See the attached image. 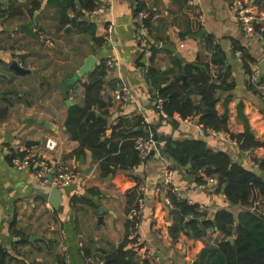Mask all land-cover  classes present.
<instances>
[{
  "label": "crops",
  "instance_id": "obj_1",
  "mask_svg": "<svg viewBox=\"0 0 264 264\" xmlns=\"http://www.w3.org/2000/svg\"><path fill=\"white\" fill-rule=\"evenodd\" d=\"M37 1L40 6L34 10L24 0H3L4 15L0 19V112L7 111L0 122V248L8 252L6 264H58V258L64 264L93 263L83 259L84 244L92 253L97 249L112 252L124 239L125 195L117 189L111 174L106 178L99 176L90 151L86 150L85 156L76 160L73 153L79 144L70 139L65 127L69 108L83 105V80L87 81L88 75L77 82V90L69 88L67 97L60 86L91 55L97 61L94 69L104 67L107 59L116 64L112 71L105 72L101 93L104 101H111L106 117L108 125L112 126L119 118H140L148 126L146 132H152L162 143L159 155L151 154L132 172L140 179L142 193L137 235L143 251L151 253L148 259L153 263V257H159L157 264H199L198 255L204 243L217 245L223 234L209 230L200 240L180 234L172 243L168 230L173 217L169 212L171 206L166 203L169 186L164 184V173L166 169L172 171V185L191 205L202 207L201 213L209 219L217 211L228 208V202L222 192H216V179L198 190L197 179L205 183L210 179L205 170L198 174L187 172L162 148L169 140H202L207 148L228 153L233 162L246 168L251 167L253 158L264 157L263 149H256L250 155L229 141L230 135L244 132L238 119L239 109L255 139L264 140V74L257 84L251 85L250 77L235 56L237 50H233L243 47L251 59V69H256L264 60V42L245 36L230 13L231 0H197L200 31L204 34L185 39H180L179 34L186 31L190 6L175 0H145V10L152 13V26L157 32H149L147 27L144 32L136 24L137 5L133 0H109L111 8L96 18H81L67 11L65 16L75 17L77 21L76 28L68 33L64 30L71 23L65 17L61 25L62 7L50 4L49 0ZM247 1L253 12L259 16L264 13V1L257 4L255 0ZM12 8H18L19 13L10 15ZM81 21L94 25V36L79 31ZM260 23L264 26V15ZM23 26L31 32H23ZM93 37L103 38L105 43L100 46ZM204 37L213 38L214 45L225 55L222 71L226 72L227 88L218 92L216 110L222 115L227 103L228 133L210 135L200 129L195 119L181 120L176 115L173 120L164 119L153 108L157 90L148 83L149 67L157 71V79L165 81L161 85L165 87L176 75L179 79L180 75L186 76L187 65L209 64L213 50L204 48ZM152 50L156 52L151 62ZM12 63L26 73L13 70ZM215 67L210 64L211 75ZM123 88L131 92L127 101L116 95ZM188 99L197 102L200 96L192 95ZM110 135L111 130H107L106 137ZM7 150L35 154L49 163L71 164L79 169L81 178L61 190L63 201L58 210L48 209L49 189L39 187L28 172L15 170L7 160ZM73 197L84 198L89 204L82 201L72 205ZM241 209L229 210L236 216ZM139 255L142 257V252Z\"/></svg>",
  "mask_w": 264,
  "mask_h": 264
},
{
  "label": "trees",
  "instance_id": "obj_2",
  "mask_svg": "<svg viewBox=\"0 0 264 264\" xmlns=\"http://www.w3.org/2000/svg\"><path fill=\"white\" fill-rule=\"evenodd\" d=\"M24 1L26 6H30L34 10L40 6L37 0ZM97 1L49 0V3L62 7L61 25L63 26L67 11L71 10L77 17L82 18L84 17L83 12L92 11ZM133 1L137 5L136 15L146 9L145 0ZM175 1L180 4H188V0ZM260 1L264 0H255V3H260ZM17 13H19L18 8H12L10 11V15ZM3 15L1 12V18ZM186 16L188 17L186 31L179 34L180 39L196 35L202 28L199 14L195 8L188 9ZM145 26L149 32L158 31L152 26L151 12L149 19L145 21ZM261 27H264L261 23L256 25L258 30ZM78 28L81 33L85 32L94 36L93 24L81 21ZM93 39L98 41L100 46L105 43L103 38L93 37ZM157 39L161 41L159 37ZM203 42L205 49L213 50V57L209 64H201L203 67L200 69L190 65L185 67L187 86L176 75L168 86L162 87L161 85L165 81L157 79L158 73L152 67H149L147 76L157 90L156 97L165 100L163 110L168 120H173L175 115L181 120L195 119L200 116L198 124L203 129L228 133L227 103H225V111L222 115H219L216 110V104L219 101L218 92L227 88L225 85L226 72L222 71L225 55L214 45L213 38L204 37ZM233 50L242 53L243 69L250 76L252 73L250 57L247 56L243 47H235ZM152 51L151 62L156 50ZM210 64L219 68V83H215L212 79ZM104 81L103 65L96 67L88 74L87 81L83 84V105L69 108L65 127L70 139L79 144L78 150L73 153L76 160L83 158L86 150L90 151L93 161L98 165L99 176L106 178L111 174L113 183L125 195V236L112 252L97 249L92 253V249L85 247L86 244H84V247L81 248L83 259L85 262L91 261L99 264H154L149 259L140 257L132 248L136 239L135 237L131 238L135 222L132 216L138 211L142 199V193L139 190L140 179L132 173L142 163L135 150V141L148 134L146 132L148 126L140 118H119L112 126L108 125L107 120L102 119L83 123L89 111L96 110L102 116H109L108 109L111 101H104L101 95ZM188 88H192L198 93L199 101L185 100V92ZM6 114V110L0 112V122L5 119ZM238 119L244 126V132L230 135L231 139L237 141L238 148L250 155H253L252 151L256 149L264 151V140L255 139L248 121L240 109ZM107 130H111V135L108 138L106 137ZM155 139L159 141L156 136ZM164 143L162 149L179 167L191 174H198L205 170L207 177L216 179V192H222L225 195L229 206L217 211L214 217L209 219L204 214L197 212V206L189 205L186 199H178L168 192L171 202L169 212L173 217V223L168 232L172 243L177 241L180 234L200 240L206 231L216 229L223 234V238L217 245L204 243V247L198 255L199 264H264V157L253 158L258 164L259 174L255 173L251 167L246 168L233 162L228 153L207 148L206 143L202 140H169ZM23 154L13 152L7 160L10 162L12 157ZM187 165L190 167L188 168ZM196 183L199 185L205 182L199 178ZM82 201L89 204L86 199L76 197L71 199V204H78ZM233 207L242 208L236 216L229 210ZM127 247L130 248L127 249ZM7 257L8 252L0 248V264H6ZM58 264H64L63 259L58 258Z\"/></svg>",
  "mask_w": 264,
  "mask_h": 264
},
{
  "label": "built area",
  "instance_id": "obj_3",
  "mask_svg": "<svg viewBox=\"0 0 264 264\" xmlns=\"http://www.w3.org/2000/svg\"><path fill=\"white\" fill-rule=\"evenodd\" d=\"M2 1L0 0V19H1V12L3 11ZM188 5L190 8H195L197 10V0H188ZM111 8V4L109 0H98L95 3V8L89 12H83L84 16L89 18H96L100 15H103L106 11ZM230 13L233 17L239 22L242 32L247 36L249 39L258 42H264V28L261 27L259 30L256 28V25L260 23V18L262 15L253 12L249 7V3L247 0H231V5H229ZM149 19V12L143 10L139 15L136 17V24L142 29L144 32L146 31L145 21ZM109 30V28H108ZM235 56L237 57L239 63L243 67V60H242V53L240 51L235 52ZM105 72L108 73L112 71L116 64L113 60L107 59L104 61ZM218 68V67H217ZM215 67L212 74V79L215 83H219V70ZM251 83L257 84L259 82L260 74L259 69H252V73L249 76ZM86 82V79L83 80ZM117 98L121 101H127L131 96V92L127 88L121 89V91L116 92ZM165 100L156 97L153 101V108L159 115V117L166 119L167 115L163 110V104ZM116 122L113 124L115 125ZM200 129H203L201 126ZM203 131L208 132L210 135H217L215 131L210 129H203ZM230 143L233 145H237V141L234 139H229ZM161 142H158L155 139V135L151 132L148 133L145 137L138 138L135 141V150L138 154L139 159L141 162H145L150 156L151 153L153 155H159V149ZM13 152L11 150L6 151V155L11 156ZM11 166L17 171H25L32 175L34 181L37 185L43 189H51L57 188L60 190H64L70 185L76 183L81 178V173L78 168L75 166L68 164V163H49L42 157L35 155L24 153L22 156H14L10 160ZM251 168L258 169L257 162L251 161ZM173 182V173L171 170L166 169L164 173V184L169 186L168 192L173 194L176 198L181 199L183 196L179 192V190L172 185ZM215 183L214 179H208L206 183L199 184L198 190L205 189L208 184ZM188 204L191 205V201L187 200ZM167 205L171 206L170 199L166 200ZM48 209L51 206L46 203ZM141 208L142 204L140 201L139 209L137 212L133 214L134 222V230L131 238L136 239V242L133 244L132 248L139 254L142 252L143 258H151L152 255L149 251L142 249L140 238L138 237L137 233L140 227V215H141ZM198 213L202 212V207L197 209ZM154 262L157 264L159 262V257H153ZM102 264V263H100Z\"/></svg>",
  "mask_w": 264,
  "mask_h": 264
},
{
  "label": "water",
  "instance_id": "obj_4",
  "mask_svg": "<svg viewBox=\"0 0 264 264\" xmlns=\"http://www.w3.org/2000/svg\"><path fill=\"white\" fill-rule=\"evenodd\" d=\"M2 3H3V1H2ZM66 20L69 21L71 24H70V27H67L64 30V33H68L70 31H72V29H75L76 26H77V21H76V18L75 17L66 16ZM22 31L25 32V33H29L30 30H29V28L27 26H23L22 27ZM203 34H204V31L202 30L198 34H196L194 37L195 38H200V37H202ZM176 56L179 58V55L176 54ZM96 62L97 61L95 60V58L92 55L89 56V57H87L85 59V62L83 64V66L80 67L78 69V71H75L69 79L65 80L61 84L60 89L63 92L64 97H67V94H68V91H69V88L70 87H73L74 90H77L78 89V83L77 82L80 80L81 77H84V76L90 74L93 71V69H94V67L96 65ZM185 65L186 64H183V66H185ZM193 67L194 68H198V69L202 68V67H200L197 64H193ZM257 67L259 69V74L260 75L261 74H264V60L261 61L260 63H258V66ZM11 68L13 70H16V71L22 73V74H25L26 73V71L25 70L23 71L22 69H20L17 66L16 63H12ZM140 72L142 73L143 71L140 70ZM180 80H181V82L185 86H187L186 76L185 75H180ZM148 83L150 85L152 84L150 80L148 81ZM192 95L197 96L198 93L194 89L188 88L186 90V92H185V100L188 99ZM66 101H67V104H68L69 103V100L67 99ZM199 118H200V116H198V117L195 118V122L196 123L199 121ZM97 119L106 120V117L105 116H102V115H97L95 111H89L86 114V116H85V118L83 120V123H86V122H95ZM30 121L31 122L41 123L40 121H36L34 119H31ZM30 144H32V143H30ZM151 154L153 155V153H151ZM187 166L190 167V165H187ZM253 171L255 173H259V170L258 169H253ZM109 178H111V176H109ZM62 201H63V197H62V191L60 189H57V188H51V189H49V191H48V204L51 206V209H53L55 211L58 210L60 208V205H61ZM99 221H101V219H99ZM129 248L130 247H127V249H129ZM161 262H162V259L160 257V263ZM87 264H99V263H87ZM192 264H198V263L197 262H194Z\"/></svg>",
  "mask_w": 264,
  "mask_h": 264
},
{
  "label": "rangeland",
  "instance_id": "obj_5",
  "mask_svg": "<svg viewBox=\"0 0 264 264\" xmlns=\"http://www.w3.org/2000/svg\"><path fill=\"white\" fill-rule=\"evenodd\" d=\"M154 264H156V263H154Z\"/></svg>",
  "mask_w": 264,
  "mask_h": 264
}]
</instances>
